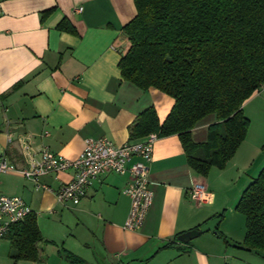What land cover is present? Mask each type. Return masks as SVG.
Returning a JSON list of instances; mask_svg holds the SVG:
<instances>
[{
	"label": "crops",
	"instance_id": "1",
	"mask_svg": "<svg viewBox=\"0 0 264 264\" xmlns=\"http://www.w3.org/2000/svg\"><path fill=\"white\" fill-rule=\"evenodd\" d=\"M79 8L82 10L77 11ZM50 9L53 11L44 18L43 13ZM136 15L134 0L3 1V157L23 169L30 163L26 154L29 145L27 153L36 159L41 158V149L48 147L75 160L87 139L106 137L115 145L143 140H132L130 128L151 107L161 123L166 120L174 99L154 88L142 90L121 75L119 62L129 48L123 28ZM65 20L76 33L59 30ZM216 122L215 114L200 120L192 130L193 142L206 143L209 127ZM257 158V145L248 135L225 169L214 167L204 178L188 165L179 136L158 138L148 164L153 203L137 230L125 229L131 198L123 191L131 182L129 174L101 175L81 203L73 206L59 203L52 192L38 188L19 173H11L20 182L9 194L0 193L22 197L37 215L43 235L40 261L18 264H72L67 254L85 264H260V254L228 246L214 233L185 243L178 240L221 211L236 208L243 192L259 175ZM73 177L74 171L68 170L43 176L39 182L56 190ZM196 183L206 185L209 203L198 205L190 199L189 192ZM221 232L232 243H242L246 228L239 241L225 229Z\"/></svg>",
	"mask_w": 264,
	"mask_h": 264
},
{
	"label": "trees",
	"instance_id": "2",
	"mask_svg": "<svg viewBox=\"0 0 264 264\" xmlns=\"http://www.w3.org/2000/svg\"><path fill=\"white\" fill-rule=\"evenodd\" d=\"M134 2L137 15L123 28L129 48L119 62L122 78L142 90L157 89L175 103L163 123L153 107L141 113L130 138L177 135L196 174L206 178L214 167L225 169L248 135L244 105L264 88V0ZM58 28L76 33L67 20ZM210 114L217 122L207 142L194 143L192 130ZM235 210L245 217L244 241L231 243L219 228L216 235L228 246L264 254V167ZM224 214L217 217L223 220ZM5 239L15 263L40 261L43 235L34 212L13 224ZM66 258L85 264L72 254Z\"/></svg>",
	"mask_w": 264,
	"mask_h": 264
},
{
	"label": "built area",
	"instance_id": "3",
	"mask_svg": "<svg viewBox=\"0 0 264 264\" xmlns=\"http://www.w3.org/2000/svg\"><path fill=\"white\" fill-rule=\"evenodd\" d=\"M0 0V14L2 3ZM79 8L77 11H81ZM12 142V137H9ZM158 140L156 133H151L139 142L115 145L106 137L91 138L85 141V147L81 155L71 160L54 153L50 148L43 147L40 151L41 158L27 152L30 146H26V154L30 156V163L23 169H18L5 157L0 158V175L19 173L26 179L34 182L38 188L52 192L58 202L63 205L77 206L85 198L87 189L101 175L107 173L129 174L131 182L123 193L131 198V210L125 223V229H139L146 218L148 210L153 203V192L149 187V167L153 160L154 145ZM134 158L140 160L132 162ZM73 170V179L53 190L40 184V178L50 174ZM190 199L198 205L210 202L211 195L203 183H196L189 192ZM33 210L20 196H6L0 193V242L5 239L11 226L25 220Z\"/></svg>",
	"mask_w": 264,
	"mask_h": 264
},
{
	"label": "rangeland",
	"instance_id": "4",
	"mask_svg": "<svg viewBox=\"0 0 264 264\" xmlns=\"http://www.w3.org/2000/svg\"><path fill=\"white\" fill-rule=\"evenodd\" d=\"M254 97L244 105V113L251 122L248 131L249 139L257 145L258 158L255 167L258 172L257 174H259L264 167V88H262ZM19 182L20 179L11 173L2 174L0 175V190L5 194H9V192H12L16 188ZM223 211H225L224 219L219 226V230L222 231L225 229L228 235L232 234V236H234L233 238L239 241L238 238L240 234H244V216L239 212H235L236 210L233 206ZM10 251L11 248L9 241L7 239L2 240L0 243V264H16L9 256ZM262 255L258 256L260 264H264V258Z\"/></svg>",
	"mask_w": 264,
	"mask_h": 264
},
{
	"label": "water",
	"instance_id": "5",
	"mask_svg": "<svg viewBox=\"0 0 264 264\" xmlns=\"http://www.w3.org/2000/svg\"><path fill=\"white\" fill-rule=\"evenodd\" d=\"M3 156V148L0 146V158ZM221 223L220 217H215L212 220L208 221L206 224L202 225L199 230L187 232L178 237V240L180 242H188L197 236L204 234V233H217V228Z\"/></svg>",
	"mask_w": 264,
	"mask_h": 264
}]
</instances>
